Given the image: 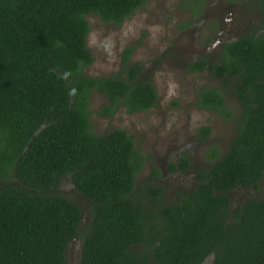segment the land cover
<instances>
[{"label": "trees", "instance_id": "1", "mask_svg": "<svg viewBox=\"0 0 264 264\" xmlns=\"http://www.w3.org/2000/svg\"><path fill=\"white\" fill-rule=\"evenodd\" d=\"M146 2L0 0V264H67L75 235L76 264H200L210 255L211 264H264V191L236 205L228 193L256 186L264 172V24L225 42L212 61L189 65L221 79L200 86L195 104L233 118L235 133L223 153L210 148L211 165L177 200L160 203L162 187L148 182L146 195L137 193L144 156L132 134L91 129L92 90L108 99L98 111L104 116L121 105L147 109L157 91L129 59L132 46L122 49L117 73L84 72L93 60L86 14L120 23ZM260 7L264 17V0ZM227 94L240 104L236 115ZM209 134L208 125L197 128L199 138ZM179 165H189L187 156ZM65 179L90 202L86 224L80 204L57 191Z\"/></svg>", "mask_w": 264, "mask_h": 264}, {"label": "rangeland", "instance_id": "2", "mask_svg": "<svg viewBox=\"0 0 264 264\" xmlns=\"http://www.w3.org/2000/svg\"><path fill=\"white\" fill-rule=\"evenodd\" d=\"M207 1L204 14L193 13L191 0H147L120 23L105 22L94 12L86 14L89 21L86 45L93 60L84 67V72L103 76L117 73L121 66L122 49L132 46L129 59L140 62L143 66L140 76L155 85L157 100L154 105L133 112L121 105L111 116L98 112L108 99L99 91L92 90L88 117L91 129L96 133L121 127L133 135L135 150L144 156L142 167L135 174L136 187H141V183L147 180L162 184L160 203L171 202L175 193L194 187L195 170L206 169L212 163L208 157L210 148L215 147L223 153L235 133L233 118L224 119L218 113L195 104L199 86L222 85L219 78H212L206 71L189 69L199 56L207 59L208 53L213 55L214 47L208 49L206 39L217 35L219 22L216 21L212 28L211 16L220 11L228 17L225 20L227 25H237L241 20L238 11L233 22L230 21L233 14L228 12L229 9L221 11L213 0ZM234 25L229 27L234 28ZM238 32V29L233 30L228 36ZM224 89L231 90L232 86L225 85ZM226 104L233 115L238 114L240 104L234 95H226ZM200 125L210 127V134L204 139L197 135ZM179 149L187 155L189 167L182 171L167 170V165L179 158ZM154 168H158L161 174L150 176ZM60 187L71 200L80 204L83 213L81 223L86 224L90 202L82 194L67 192V181ZM136 191L143 196L141 188H136ZM263 191L264 172L256 186L237 187L228 193L232 205H236L246 199L260 197ZM145 204L149 206V202ZM79 246V236L69 241L68 264L77 263Z\"/></svg>", "mask_w": 264, "mask_h": 264}, {"label": "flooded vegetation", "instance_id": "3", "mask_svg": "<svg viewBox=\"0 0 264 264\" xmlns=\"http://www.w3.org/2000/svg\"><path fill=\"white\" fill-rule=\"evenodd\" d=\"M213 1H214L215 5L219 6V10L225 11L226 9H229L228 12H231L233 14L231 16V18H230L231 19L230 21L234 22L233 19H235V17H236L235 16V12L237 14V11L239 13H241L240 14L241 20H239V23L237 25H234L235 23L231 24V25H227L225 20H227L228 17H226V15L223 16V13H220V11H219V13H216V14L211 16L210 20H211L212 28H214V26L216 25V21L219 22V28L217 30L218 31L217 35L213 34L211 37H207V39H206L208 41L207 43L209 45L208 49L214 47L213 55L208 53V58L206 59L208 62L212 61L213 59H215L217 57V53H218L219 49L224 45L225 42L231 41L233 39H236V38H238V37H240V36H242V35H244L246 33L252 34V32L255 29L260 31L263 28V24H264V17L261 15V7H260V4H261L262 0H213ZM206 2L208 3L207 0H191V5L198 3V8H200L201 13L204 14L205 12L203 10H205V8L207 6ZM208 5L211 6L210 3ZM237 18H239V16ZM232 25H234V28H230ZM236 29L239 30L237 35L228 36L229 34H231L233 32V30H236ZM222 30H225L227 32L223 33ZM226 36H228V37H226ZM199 57H201V56H199ZM203 71L207 72V70H203ZM212 78H218V77H212ZM199 87H198V89H199ZM198 89H197V91H198ZM177 152H180L179 153L180 156L177 159V161L171 162L170 164L167 165V170H169V171H182V170L187 169L189 167V165H190L189 164L186 168H181L180 165H179V161L182 158V156H184V155L187 156V155L186 154H182L183 151L181 149L177 150ZM148 156H150V155H148ZM171 164H174L175 167L174 168H170ZM155 169L156 168L153 169V171H152L153 173L151 172L150 176H158V175L161 174V172H160V170L158 168L156 169L157 171L154 172ZM197 170H195V172H194L195 173L194 174L195 175V185H194V187H192V188H190L188 190L181 191V192H179L180 194H185L189 190H191V189L196 187V185L198 183L197 175H196V171ZM64 181H67V183L69 185V190L67 192H71L73 194H78V195L82 194L85 198H87L82 192H80L78 189H76L73 186L71 181H69L67 179H65ZM63 182L57 187V191L60 194H62L64 196H67L65 191L62 190L61 187H60L61 185H63ZM145 182L161 186L162 190H163V185L162 184L151 182V181H148V180L142 182L141 183V187L143 186V184ZM141 187H139V186L136 187V184H135V189L136 188L139 189ZM162 190L159 193V195H160L159 198H158L159 202L161 201V192H162ZM142 192H143V196H145L146 195L145 191L142 190ZM177 193H175V198L172 201L177 200ZM87 200H88V198H87ZM167 203H170V202H167ZM167 203H164V204H167ZM81 211H82V209H81ZM82 216H83V213H82ZM81 222H82V219H81ZM76 236L77 235H75L73 238H75ZM140 246H141V244L140 245H138V244L135 245L136 249H139ZM79 250H80V246H79ZM205 259L200 264H203L205 262ZM67 264H68V262H67Z\"/></svg>", "mask_w": 264, "mask_h": 264}, {"label": "water", "instance_id": "4", "mask_svg": "<svg viewBox=\"0 0 264 264\" xmlns=\"http://www.w3.org/2000/svg\"><path fill=\"white\" fill-rule=\"evenodd\" d=\"M211 259H212V256L210 255V256H208V257L205 259V262H206V263H210ZM205 262H204V263H205ZM210 264H211V263H210Z\"/></svg>", "mask_w": 264, "mask_h": 264}]
</instances>
